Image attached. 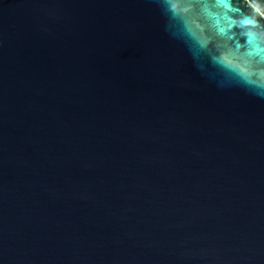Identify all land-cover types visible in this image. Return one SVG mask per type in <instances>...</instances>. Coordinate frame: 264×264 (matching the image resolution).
<instances>
[{"label":"water","instance_id":"water-1","mask_svg":"<svg viewBox=\"0 0 264 264\" xmlns=\"http://www.w3.org/2000/svg\"><path fill=\"white\" fill-rule=\"evenodd\" d=\"M0 264H264V14L0 0Z\"/></svg>","mask_w":264,"mask_h":264},{"label":"trees","instance_id":"trees-1","mask_svg":"<svg viewBox=\"0 0 264 264\" xmlns=\"http://www.w3.org/2000/svg\"><path fill=\"white\" fill-rule=\"evenodd\" d=\"M249 1L264 14V0H249Z\"/></svg>","mask_w":264,"mask_h":264},{"label":"snow or ice","instance_id":"snow-or-ice-1","mask_svg":"<svg viewBox=\"0 0 264 264\" xmlns=\"http://www.w3.org/2000/svg\"><path fill=\"white\" fill-rule=\"evenodd\" d=\"M250 43H251V41H250Z\"/></svg>","mask_w":264,"mask_h":264}]
</instances>
